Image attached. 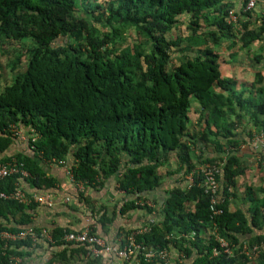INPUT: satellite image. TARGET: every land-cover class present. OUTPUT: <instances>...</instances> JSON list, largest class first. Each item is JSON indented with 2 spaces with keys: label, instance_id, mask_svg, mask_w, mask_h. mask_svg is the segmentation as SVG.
Segmentation results:
<instances>
[{
  "label": "trees",
  "instance_id": "16d2710c",
  "mask_svg": "<svg viewBox=\"0 0 264 264\" xmlns=\"http://www.w3.org/2000/svg\"><path fill=\"white\" fill-rule=\"evenodd\" d=\"M237 4L234 23L227 0H0L6 58L0 62V167L16 160L29 172L0 178V194L53 190L56 181L39 161L68 163L75 182L103 188L116 180L134 196L120 214L136 208L153 214L137 202L166 177L214 164L220 169L218 215L199 180L191 189L176 186L160 218L135 240L147 249L174 248L192 264H264V186L246 187L240 196L246 169L237 156L242 135L253 138L247 127L264 125L258 86L264 76L257 72L248 91L221 71L226 44L246 52L251 63L263 60L264 0L252 10L248 0ZM194 103L199 118L193 124ZM12 126L27 141L17 140ZM17 141L28 152L10 155ZM36 207L0 198V233L34 228ZM101 217L105 224L106 213ZM65 232L71 231L51 230L54 242L63 243ZM134 232L125 233L121 248ZM217 238L230 244L231 256L214 255ZM32 243L0 242V264L24 255ZM245 246L263 247L251 259ZM137 257L138 264L161 262Z\"/></svg>",
  "mask_w": 264,
  "mask_h": 264
},
{
  "label": "crops",
  "instance_id": "0c3cea01",
  "mask_svg": "<svg viewBox=\"0 0 264 264\" xmlns=\"http://www.w3.org/2000/svg\"><path fill=\"white\" fill-rule=\"evenodd\" d=\"M233 53H235L234 56L232 55ZM240 56L242 59L241 62L238 63L237 60ZM222 57L224 61L221 64L222 74L227 78L237 81L240 89H242V86H245L248 91L253 90L252 84L256 80L257 72H261L264 76V58L258 64L255 62L251 63L249 62L246 52L237 51L236 47L232 48L230 44H226L222 48ZM251 57H253V54H251ZM258 86L264 89V81L258 84ZM245 95H247V93ZM193 105L194 112L191 114V118L194 124L199 118V114L195 113V111L199 109V105L197 103ZM247 130H251V135L253 137L259 132V130L254 128L251 129L250 127H247ZM242 138L244 142L240 143L237 156L240 157L242 166L246 169V172L239 182L240 196L244 194L246 187L253 186L259 188L264 186V150H255L251 143L252 139L249 141L245 135H242ZM18 143L9 153L10 155L16 152H28L27 148L24 147L26 143ZM197 153L199 154L198 151H194V159H196ZM39 163L42 165L47 175L54 178L56 187L53 190L42 192L26 186L27 189L25 192L29 194V196L49 193L53 198L52 207L36 203L37 207L33 214V227H37L38 230L47 229L50 232L57 227L63 229L68 228L70 231L76 232L89 228L93 233L102 237L108 244L116 247L122 245L125 233L140 229L146 225L151 218L157 219L169 189L176 186H186L188 176L179 174L166 177L162 186L147 196L148 202L153 205L151 207L153 214H148L145 209L136 208L122 215L120 214V209L124 206V203L135 199V197L119 190L117 182H115L116 180L108 182L103 188L94 186L88 187L86 184H78L70 177L67 172L70 168L68 163H66L67 165H63V167L52 165L51 163L44 164L41 161H39ZM172 165L174 169L177 168L175 167V159H173ZM161 172L165 176V170L162 169ZM23 187L25 189V185H23ZM231 208L234 209V206ZM104 212L107 216L106 219L103 218L107 220L105 224L102 223L101 217ZM109 219H112L111 222H108ZM17 257L21 260L20 264L139 263L137 255L131 260L117 258L113 254H105L95 259L88 256V252L86 253L83 248H79L77 244H72L65 240L63 243L50 242L40 237L33 241L31 248L27 249L24 255ZM155 264H192V261L190 259L184 260L180 258L177 251L173 248L170 251L167 263L158 262Z\"/></svg>",
  "mask_w": 264,
  "mask_h": 264
},
{
  "label": "built area",
  "instance_id": "2783aa9c",
  "mask_svg": "<svg viewBox=\"0 0 264 264\" xmlns=\"http://www.w3.org/2000/svg\"><path fill=\"white\" fill-rule=\"evenodd\" d=\"M257 0H248L247 10L253 9L256 6ZM238 17L234 15V11H231L230 20L234 23L238 22ZM11 132L22 142L27 141V137L21 130H19L16 126H12ZM36 138L33 139L35 141ZM252 146L255 150H264V125L261 127L260 131L252 138L251 140ZM70 177L73 179V174L71 171H67ZM220 173V169H218L217 165L214 164H202L197 166L195 170H193L187 176V184L186 187L191 189L196 180H199V185L203 188L205 194L210 198V210L213 215H218L220 210L217 209L218 204L220 203V183L218 182V174ZM18 175L22 177H29V172L25 169L24 165L19 163L16 160L12 162H7L1 165L0 167V178H6L9 176ZM77 184V183H76ZM81 184V183H78ZM83 184V183H82ZM1 199L5 200H14L23 204H31V203H39L49 207L53 206V198L51 194H37L34 196H29L25 191L18 188L11 193H1ZM139 206H149L150 208L153 206L148 200H139L137 202ZM156 223V218H151L149 222L136 230L133 234H131L127 238V243L124 247H116L108 244L102 237L93 233L91 229L87 228L83 231L76 232H65L64 240L69 243L80 244L87 248L88 256L93 257L95 259L102 257L103 255L113 254L115 257L123 259V260H131L135 255L142 254L146 261L154 262L160 260L161 262L167 263L170 255V251L167 249H147L144 244L137 243L135 237L139 234H144L150 231L152 225ZM195 236V233L192 234V237ZM45 238L47 241L54 242L52 234L49 230L43 229L40 233H38L33 228H29L28 230L21 231L18 233L3 231L0 233V242L9 245L10 243L19 242L31 239L35 241L37 238ZM219 243V248H215L214 255H218L220 253H225L231 256L232 247L230 244L222 239L217 238ZM263 246H255L250 251L246 250V246L244 251L249 256V258H254L253 254H256ZM183 258V257H182ZM21 260L19 257H11L10 260L4 264H20Z\"/></svg>",
  "mask_w": 264,
  "mask_h": 264
},
{
  "label": "rangeland",
  "instance_id": "374dc122",
  "mask_svg": "<svg viewBox=\"0 0 264 264\" xmlns=\"http://www.w3.org/2000/svg\"><path fill=\"white\" fill-rule=\"evenodd\" d=\"M227 1H231L234 4V6L232 7L231 10H233L234 11V15L236 17H238L239 15L238 16L236 15L238 13V11H236V9L238 8V4H237L238 0H227ZM256 9H258V8H256ZM241 59H242V57L240 56L239 59L237 60L238 63L241 62ZM3 61L5 62L6 58L2 55V53H0V62H3ZM241 69H242V67H241ZM0 73H1V70H0ZM44 166H46V165H44Z\"/></svg>",
  "mask_w": 264,
  "mask_h": 264
}]
</instances>
